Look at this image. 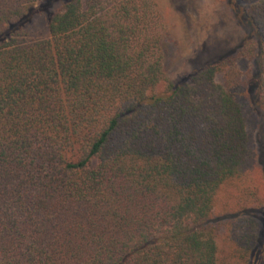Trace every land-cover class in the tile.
<instances>
[{"label": "trees", "instance_id": "1", "mask_svg": "<svg viewBox=\"0 0 264 264\" xmlns=\"http://www.w3.org/2000/svg\"><path fill=\"white\" fill-rule=\"evenodd\" d=\"M234 5L246 37L174 82L152 0H0V264H264V0Z\"/></svg>", "mask_w": 264, "mask_h": 264}, {"label": "rangeland", "instance_id": "2", "mask_svg": "<svg viewBox=\"0 0 264 264\" xmlns=\"http://www.w3.org/2000/svg\"><path fill=\"white\" fill-rule=\"evenodd\" d=\"M152 1L155 23L151 31L162 37L164 68L174 82L188 77L194 70L228 54L237 48L247 35L245 25L239 21L240 17L236 14L235 0ZM44 21V15L36 19L31 29L33 36H45ZM238 67L242 79H245L248 62L244 59L239 62ZM223 78L224 76L219 74L218 80L223 82ZM252 114V118L248 120L249 129L257 142L258 151H261L264 149V111L255 105ZM258 167L257 160L253 157L248 165L247 175L249 184L254 187L261 185ZM233 197L234 195L229 196L228 201L233 203L235 201ZM226 233L230 241V231ZM219 242L222 247L220 256L225 263L244 264L230 256L231 250L223 238H219ZM256 259L253 264H260L259 259Z\"/></svg>", "mask_w": 264, "mask_h": 264}]
</instances>
